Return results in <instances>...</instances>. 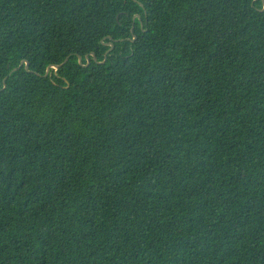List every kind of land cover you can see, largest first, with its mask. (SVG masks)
<instances>
[{"label":"trees","instance_id":"trees-1","mask_svg":"<svg viewBox=\"0 0 264 264\" xmlns=\"http://www.w3.org/2000/svg\"><path fill=\"white\" fill-rule=\"evenodd\" d=\"M0 264H264V0H0Z\"/></svg>","mask_w":264,"mask_h":264},{"label":"water","instance_id":"water-1","mask_svg":"<svg viewBox=\"0 0 264 264\" xmlns=\"http://www.w3.org/2000/svg\"><path fill=\"white\" fill-rule=\"evenodd\" d=\"M256 1H257V0H256ZM109 45H110V49H109L108 52L106 53L105 60L103 61V63L106 62L108 53H109L110 51L113 50V48H114V46H115V41H112ZM93 56L95 57V54H93ZM87 59H88V64H87V65H89V64H90V60H89V57H88V56H87ZM82 60H83V59H82V57L80 56V57H79V62H80V64H82ZM67 61H68V58H67L62 64H60V65H50V66L47 68V74L49 73V71H50L51 68H54V69H56V70L60 69L62 66L65 65V63H66ZM24 64L26 65V69L28 70V68H29V63H28L27 61H22L21 64H20V66H19V68H21L22 66H24ZM17 69H18V68L14 69L13 71H16Z\"/></svg>","mask_w":264,"mask_h":264}]
</instances>
